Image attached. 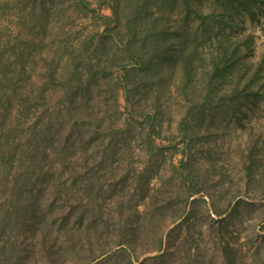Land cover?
Masks as SVG:
<instances>
[{
  "label": "rangeland",
  "instance_id": "rangeland-1",
  "mask_svg": "<svg viewBox=\"0 0 264 264\" xmlns=\"http://www.w3.org/2000/svg\"><path fill=\"white\" fill-rule=\"evenodd\" d=\"M3 1L0 0V88L6 86L3 80L5 71L10 74L24 68L30 76L28 86L32 84L29 91L37 88L39 92L53 68L55 78L50 81L47 95L51 97L49 119L55 122L56 128L55 138L48 148L49 158L39 163L41 168L35 174L26 161L27 154L35 145L31 140V129L24 125L23 133L20 129L18 131L24 136V144L28 145L24 147L29 149L23 161L18 158L14 161L21 176L9 175L0 184V264H14V252L28 257L26 264H55L51 256L53 251L49 250L54 243L52 237L60 223L69 219L72 223L68 227L83 235L89 222L97 220L105 239L108 238L115 246L119 235L130 231L138 211L142 214L141 223L145 231L137 241L139 252L155 247L158 233H152L156 230L163 234L164 249L162 252L144 253L139 260L134 259V264H231L232 261L234 264H264V199L257 195L254 183L251 186L246 183L243 162L248 156V148L261 135L264 139V100L244 119L243 125L234 117L219 115L209 134L203 137V143L197 145L198 152L192 165L202 169V174L207 169L212 170L207 175L210 184L219 178L217 175L221 172L225 173L226 180H240L242 184V194L228 211L226 208L232 195L227 191V182L218 188L214 201L226 212L217 216L212 209L213 199L207 193H200L187 201L188 189H181L182 178L189 170L187 162L191 158L190 153L184 150L185 135L181 132V123L190 107V99L187 101L182 90V67L159 60L150 69H145L128 59L120 61L121 47L111 39L121 34L127 43L129 36L125 33V25L132 20L133 7L136 8L138 0L117 2L121 4L117 9L115 0H90L91 3L84 4L87 8L80 6L78 0H58L56 9L50 11L47 18L38 9L30 14V7L27 11L18 8L17 12L21 11L22 15L16 17L12 15L15 10L11 13L3 9ZM117 15L120 29H116ZM238 22L241 27L232 36L233 41L238 43L250 36L253 53L249 59L264 62V11H259L254 21L243 16ZM43 23L46 24L44 30L41 29ZM117 31L121 33L116 34ZM14 34L20 36L19 41L11 37ZM5 40H13L8 49L4 47ZM198 40L204 63H209L216 43L206 35H200ZM100 41H105L107 46L94 52ZM75 50L76 56L81 53L84 57L82 74L78 79L83 77L86 80L85 65L90 57L100 59L101 65L97 68L98 83L90 87L89 96L92 98L88 110L81 107V113L69 116L62 110L67 105L62 99L69 84L71 52ZM144 52L148 54V51ZM15 53L20 54V63ZM120 64L126 69L119 68ZM74 82L83 86L78 80ZM2 97L5 100V95ZM11 97L14 104L11 109L16 117L20 104L14 96ZM44 109V106L37 105L29 116ZM157 113L158 117L150 120L154 124L152 132L148 125L147 129L143 128L146 118ZM96 117L99 124L103 120L101 127L96 125ZM1 133L3 142L5 137ZM157 134H161V138ZM201 134L204 136L205 131ZM74 136L80 140V150L74 153L76 158L71 156L73 151L70 153L63 149L67 137ZM80 143L85 144V149ZM156 145L170 149L162 155L157 152ZM86 151L88 154H83ZM69 156L71 158L67 162L71 166L65 167L61 159L67 160ZM183 158L184 164L181 162ZM48 170L53 172L54 179H37L39 174ZM15 183L20 185L23 195L15 193ZM56 184L64 185L66 190L58 192ZM92 197L98 201L94 212L88 204ZM78 198L87 206L77 205ZM238 200L241 202L236 205ZM186 203L184 216L173 223V217L181 213ZM36 204H44L46 208L34 218L31 207ZM189 213L192 215L184 224ZM154 214H157L156 219ZM81 217L89 220L85 221L86 226L81 225ZM90 234L93 235L87 237L92 238L95 250L101 243L93 231ZM64 242L65 239L60 237L58 245H65ZM76 248L81 251L80 256L86 257L91 253L81 245ZM120 248L115 246L113 251ZM113 251L90 264H129L121 255L107 259ZM164 253L165 258L153 259ZM76 260L67 259L65 263L78 264L80 260L77 263Z\"/></svg>",
  "mask_w": 264,
  "mask_h": 264
},
{
  "label": "trees",
  "instance_id": "trees-1",
  "mask_svg": "<svg viewBox=\"0 0 264 264\" xmlns=\"http://www.w3.org/2000/svg\"><path fill=\"white\" fill-rule=\"evenodd\" d=\"M73 1L76 2L77 0ZM78 1L77 3L80 6L83 5L84 8H87L84 5L85 3H91L90 0ZM120 1L122 0H115L116 3ZM138 2L136 8L133 7L132 20H129V23L125 25V33L129 36L128 41H126L127 43L125 44V40L121 38V34H119L121 31L115 32L119 36L112 37L111 39L121 47L118 54L119 57L122 56L120 61H127L128 59L134 63L143 65L145 69H150L152 64L159 60L170 62L174 67H182L184 75L182 90L187 101L190 99V107L188 106L187 114L181 123V132L185 135L184 150L190 153L191 158L187 162L189 170L182 178L183 187L181 189L183 191L188 189L187 201L200 193H207L213 199V213L221 216L228 211L232 203L242 194L240 180L237 182L233 181V179L226 180L225 173L221 172L217 175L219 178L214 180L213 184H210L207 180V175H210L212 170L207 169L202 174V169L195 167L192 163H194L193 158L198 152L197 145L203 143L202 141L205 139L203 137L209 134L214 120L219 115L234 117L238 119V123L243 125L244 119L248 118L250 113L256 111L260 106V102L264 100V62H254L249 59L252 55L250 53H253L252 38L248 36L236 43L232 37L239 31L241 25L238 21L243 16H248L252 21L258 18L259 11H264V0H138ZM57 4L58 0H4L2 3L4 10L10 12L15 10L16 13L12 15L16 17L22 15L21 11H19L20 13L17 12L18 8L22 7L27 11V7H30V14L36 12L38 9V12L44 15L45 18L49 17L48 13L50 11L56 9ZM120 5V3H117L115 9ZM115 21L117 23L116 29H120L121 22L118 15ZM45 26L46 24L43 23L41 29L43 28L44 30ZM200 35H206L208 39L214 40L216 43V50L211 53L210 62L206 64L199 51L200 42L198 38ZM11 37L16 41H19L20 38L18 34H14ZM12 43L13 40H5L4 47L8 49L9 46H12ZM82 45L84 46V43L81 44V49ZM106 46L105 41H100L96 45L94 52H98ZM144 51H148V54ZM76 52V50L71 52L72 61L69 66V84L67 85L68 88L63 91L65 94L64 99H62V101H65V104L67 103L62 110L66 114L68 113L69 116L81 113V107L82 109L86 108L85 111L88 110V103L92 98L89 96L90 87L92 84L98 83L99 76L97 74L99 70L97 68L101 65L100 59L90 57V61L85 65L87 69L85 72L87 75L86 80L83 77H79L78 79V75L82 74L81 64L84 61V57L81 53L77 54L79 56H76ZM14 55L18 59L17 62H19L20 54L15 53ZM119 68L126 69V66L120 64ZM50 72L47 82L44 83L43 88L39 92L37 88L29 91L28 88H31L30 85L32 84L28 86L30 76H27L24 68L15 73L11 72L9 74L8 71L3 73V80L6 86L4 85L0 88V131L2 132V137L5 138L3 142L0 140V184L9 175L14 177L21 176L20 170L15 169L14 161L16 158L20 162L23 161L26 153H28L27 149L29 148L24 147L28 146L23 142L24 136L18 133L19 129L23 133L24 125L30 127L31 140L32 143L33 141L35 142V145L32 147L33 150H30L26 157L30 169H34L32 173L35 174V171L41 168V166H38L39 163L49 158L50 150L48 148L55 138L54 129L56 128L55 122L49 119L51 118V111L49 109L51 97L47 95V90L49 91L50 89L51 79L55 78L53 68ZM15 79H17V82H15ZM74 80H78V83L83 86L76 85ZM194 80L196 82L195 85ZM2 95H5V100H3ZM11 95L20 104L17 111L19 116L17 114L16 117L13 113V108L11 109L13 104ZM52 95L53 93L50 91V96ZM2 100L3 103L1 102ZM40 100L43 102H39ZM37 105L44 106V111L39 112L38 110L37 112L36 110L32 117H30V112ZM154 117H158V113L156 116L150 114L146 118L147 122L145 120L142 124L143 128L147 129L146 125H148L149 131L152 132L154 124L150 123V120H155ZM97 119L98 117H96L95 123L101 127L103 120H100L101 123L99 124V120ZM58 129L60 128L58 127ZM204 131L205 135L203 134L204 136H202L201 133ZM157 135L161 138V134ZM150 138L153 140L152 143L155 146V139H153L152 133H150ZM79 141L77 136L67 137L63 149L65 152L69 151L71 153L73 151L71 156L76 158L77 155L74 153L78 149L80 150ZM80 145L85 149L84 143H80ZM156 147L157 152L162 155L166 153L167 149H170L165 145H156ZM248 149V156L243 160L244 177H246V183L249 186L254 183V190L257 195L260 194L261 196L259 197L264 199V139L262 135ZM83 154L87 155L88 151ZM71 156L67 160L61 159L63 166H71L67 162ZM181 162L184 164L185 159L183 158ZM12 170L13 173H11ZM54 177L53 172L48 170L43 172V174H39L37 179L43 178L49 181L54 179ZM226 182L229 188L227 191L232 195V198L225 211L219 208L214 198L216 193H218V188L224 187ZM56 186L58 192L66 190L64 185L56 184ZM14 190L18 195L24 194L19 184L15 183ZM240 202L241 200H238L236 205ZM76 203L80 207L87 206H84V201L79 198ZM88 204L94 212L98 201L95 197H92L91 199L89 198ZM31 208V213L36 218L42 211L44 212L46 206L44 204H36ZM186 210L187 203L182 206L181 213L173 217L172 222L174 223L182 218ZM26 212L29 213V211ZM156 215H153L154 219H156ZM191 215L190 213L187 215L184 219V224ZM96 216L94 215L93 218H96ZM136 217L137 219L131 226L130 231L119 235V241L115 246L121 248L115 251H113L115 246L110 243L108 238L105 239V233L100 231L103 229H100L97 220L92 219L89 222L86 218H80L81 225H84L86 220L89 222L85 235L82 232L79 233V231L77 233L73 228L68 227L72 223L71 219L61 222L59 228L53 234L52 240L54 243L49 248L50 251H53L51 252V256L54 259V263L66 264L67 259H78L76 260V263L80 260L78 264H90L113 251V254L109 255L107 259L121 255L127 258L129 264H134V259L139 260L140 255L144 253L162 252L164 249V237L158 230L152 233V235L158 233L155 237V247L148 250L143 249L141 253L139 252L140 248L137 241L143 236L145 231H143L144 225L141 223L142 214L139 211ZM98 218L101 219V217ZM45 230L53 233L50 229ZM90 231H93L98 236V240L101 243V246L99 245L95 250L93 249L92 238L87 237L93 235L90 234ZM60 237L65 239L64 243L66 246L64 244L58 245ZM78 245L90 249L91 253L86 257L80 256L82 255L81 251L76 248ZM225 253L229 258L228 252L225 251ZM14 255H16L13 256L16 260L14 264L27 263L28 257L25 258L18 252H14ZM165 257L164 253L154 256L153 259L160 260ZM231 264H234V262L232 261Z\"/></svg>",
  "mask_w": 264,
  "mask_h": 264
}]
</instances>
